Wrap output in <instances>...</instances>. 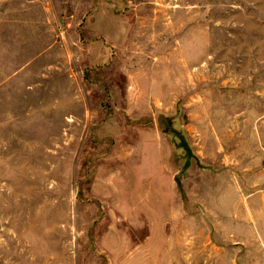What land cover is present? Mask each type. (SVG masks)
<instances>
[{
  "label": "rangeland",
  "instance_id": "374dc122",
  "mask_svg": "<svg viewBox=\"0 0 264 264\" xmlns=\"http://www.w3.org/2000/svg\"><path fill=\"white\" fill-rule=\"evenodd\" d=\"M0 264H264V0H0Z\"/></svg>",
  "mask_w": 264,
  "mask_h": 264
}]
</instances>
